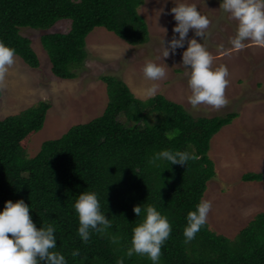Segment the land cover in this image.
Instances as JSON below:
<instances>
[{
    "label": "trees",
    "instance_id": "obj_1",
    "mask_svg": "<svg viewBox=\"0 0 264 264\" xmlns=\"http://www.w3.org/2000/svg\"><path fill=\"white\" fill-rule=\"evenodd\" d=\"M144 2L0 0V41L37 68L40 58L22 30L46 31L41 42L53 74L74 78L88 55L86 38L96 27H105L132 45L149 40L148 23L139 12ZM62 19L71 20L68 32L48 31ZM101 78L109 96L104 112L73 125L59 138L45 140L33 157L28 147L44 125L49 100L0 117V210L8 199H23L37 227L43 222L56 227V250L67 264H152L146 256L126 255L132 228L143 215L137 217L133 207L143 208L145 203L166 215L172 226L159 264H264V211L234 236L216 232L208 221L187 243L182 234L187 212L203 199L216 174L209 154L212 138L238 113L194 116L163 94L141 99L121 78L110 74ZM162 149L188 151L199 159L149 166L148 158ZM263 178L261 172L243 175L245 181ZM82 191L97 193L101 211L111 221L103 233L92 232L87 243L77 234L72 207ZM74 249L79 250L75 257Z\"/></svg>",
    "mask_w": 264,
    "mask_h": 264
},
{
    "label": "rangeland",
    "instance_id": "obj_2",
    "mask_svg": "<svg viewBox=\"0 0 264 264\" xmlns=\"http://www.w3.org/2000/svg\"><path fill=\"white\" fill-rule=\"evenodd\" d=\"M197 5L210 24L206 36H196L213 57L212 66L228 69L225 88L227 103L219 109L200 105L193 109L188 102V69L182 64V52L195 33L190 29L183 47L163 57L164 45L172 39L177 21L170 11L175 0H145L139 7L150 30L146 43L132 45L105 27H96L86 38L88 55L74 78H59L41 42L43 30L24 28L40 58V66L31 67L14 54V63L0 81V117L46 99L52 104L41 130L28 147L35 156L43 142L61 137L73 125L101 115L108 103L107 84L101 76L115 75L124 80L140 98L142 89L153 83L143 77L146 60L164 65L166 76L159 81L156 94L182 103L194 116L225 115L237 112L232 123L222 127L212 138L210 156L216 174L209 180L203 199L211 201L207 221L218 233L234 236L261 211H264L263 180H243L247 172L264 174V46L245 41V47L232 48L229 37L235 34L236 21L219 8L220 0H187ZM71 20L58 21L50 32H68Z\"/></svg>",
    "mask_w": 264,
    "mask_h": 264
},
{
    "label": "clouds",
    "instance_id": "obj_3",
    "mask_svg": "<svg viewBox=\"0 0 264 264\" xmlns=\"http://www.w3.org/2000/svg\"><path fill=\"white\" fill-rule=\"evenodd\" d=\"M219 8L236 21L235 34L229 37L232 48L236 50L244 48L245 41L264 46V0H220ZM170 11L177 21L173 26V33H178L179 36L173 35L167 46L163 37V57H167L170 51L175 53L178 47H183L189 30L193 29L195 35L188 39V46L182 52V64L189 70L188 102L193 109L200 105L221 108L227 103L224 93L229 83L226 78L228 69L225 66L214 68L212 55L206 46L196 39V36L203 38L206 36L209 18L199 11L196 4L187 0H175ZM14 53L15 49L0 41V81L14 63ZM142 73L145 80L153 83L142 89L140 98L154 97L158 89L155 81L166 76V68L149 59L144 63ZM196 159L199 157L195 153L162 149L154 152L148 158L147 164L158 167L165 161L170 164H185ZM72 207L78 218L76 231L83 243L89 241L92 232L103 233L111 225L108 216L101 211L95 191L80 192ZM210 209L211 201L201 199L193 210L187 212L182 233L185 243L192 240L206 224ZM133 211L137 217L142 213L143 215L139 223L132 228L126 255L131 257L135 253L146 256L152 264H159L161 246L172 231L171 223L168 217L152 204L145 203L143 208L141 204L134 205ZM55 233L56 227L51 223L43 222L40 227L36 226L30 215V206L23 199L6 200L3 209L0 210V264H67L65 255L56 250ZM78 254V249L71 252L73 257Z\"/></svg>",
    "mask_w": 264,
    "mask_h": 264
}]
</instances>
